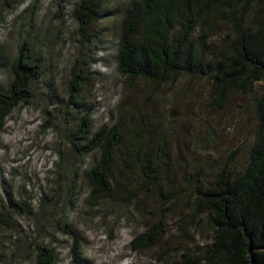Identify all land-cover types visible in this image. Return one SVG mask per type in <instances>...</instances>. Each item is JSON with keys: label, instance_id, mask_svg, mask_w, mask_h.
Here are the masks:
<instances>
[{"label": "rangeland", "instance_id": "374dc122", "mask_svg": "<svg viewBox=\"0 0 264 264\" xmlns=\"http://www.w3.org/2000/svg\"><path fill=\"white\" fill-rule=\"evenodd\" d=\"M128 1L102 4L99 18L77 37V0H0V87L10 83L11 62L24 41L31 42L41 63L31 100L16 108L0 130V264H33L30 254L38 244L56 251L57 264H72L64 224L78 232L88 264H179L182 254L204 252L211 230L191 213L189 181L194 173L200 181L208 179L218 159L231 157L233 168L245 165L257 129L253 93L233 95L225 110L212 112L206 79L159 86L119 76L117 42ZM72 71L90 75L81 112L67 103ZM139 111L165 130L169 143L161 183L170 195L160 200L131 179L135 190L125 197L129 208L89 200L84 172L96 154L80 158L71 152L65 137L69 123L89 112L94 130L120 120L127 132ZM159 222L163 240L134 252L130 241Z\"/></svg>", "mask_w": 264, "mask_h": 264}, {"label": "trees", "instance_id": "16d2710c", "mask_svg": "<svg viewBox=\"0 0 264 264\" xmlns=\"http://www.w3.org/2000/svg\"><path fill=\"white\" fill-rule=\"evenodd\" d=\"M77 1L75 32L83 37L99 18V7L110 0ZM32 52L29 40L19 46L10 66L11 81L0 87V130L11 113L32 98V85L41 72L40 59ZM116 59L119 76L131 83L161 86L182 78L206 79L212 112L225 110L233 95L253 93L257 129L245 165L233 168L231 157L218 159L208 179L191 176V213L205 220L211 237L201 256L182 254L179 264H264V0H129L121 13ZM89 80V73L72 71L69 107L84 109L82 91ZM73 119L65 134L71 152L80 158L96 154L84 172L89 200L129 208L125 197L135 190L131 179L160 200L170 195L164 194L161 183L169 141L165 130L147 121L142 111L127 132L120 120L94 130L89 112ZM66 163L74 165L68 159ZM165 202L171 203L169 198ZM3 208L0 193V214ZM61 232L71 243V263L88 264L76 229L64 224ZM165 236L159 222L129 245L134 252L147 251ZM30 259L33 264H57L58 255L50 245L38 244Z\"/></svg>", "mask_w": 264, "mask_h": 264}]
</instances>
